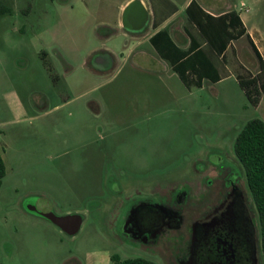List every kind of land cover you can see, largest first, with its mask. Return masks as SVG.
I'll return each mask as SVG.
<instances>
[{"label":"rangeland","instance_id":"rangeland-1","mask_svg":"<svg viewBox=\"0 0 264 264\" xmlns=\"http://www.w3.org/2000/svg\"><path fill=\"white\" fill-rule=\"evenodd\" d=\"M122 1L0 0L10 8L0 15V264H94L106 251L182 264L185 233L139 239L126 218L148 200L177 202L184 192L178 204L189 230L206 206L205 169L218 157L241 169L264 264L258 210L235 152L247 121L264 119V93L253 104L237 78L260 68L248 36L219 82L191 89L177 77L168 85L133 68L131 40L116 28ZM243 1L264 54V0ZM16 94L36 116L17 117ZM66 97L95 99L102 110L53 107ZM46 212L80 214V229L70 233Z\"/></svg>","mask_w":264,"mask_h":264},{"label":"flooded vegetation","instance_id":"flooded-vegetation-1","mask_svg":"<svg viewBox=\"0 0 264 264\" xmlns=\"http://www.w3.org/2000/svg\"><path fill=\"white\" fill-rule=\"evenodd\" d=\"M205 171L206 206L189 230H183L187 210L178 204L188 195L180 192L177 202L148 200L133 209L126 218V232L144 240L168 230L185 233L182 264H261L259 229L240 167L218 157Z\"/></svg>","mask_w":264,"mask_h":264},{"label":"trees","instance_id":"trees-1","mask_svg":"<svg viewBox=\"0 0 264 264\" xmlns=\"http://www.w3.org/2000/svg\"><path fill=\"white\" fill-rule=\"evenodd\" d=\"M198 8V9H195ZM10 8L0 6V15ZM190 19L194 20L204 33L208 42L219 53L226 49L232 39L246 34L259 58L260 68L255 74H239L237 78L244 88L248 98L257 104L264 93V56L257 46L246 25L236 11H230L218 16L206 12L197 1L193 0L188 6ZM152 42L158 51L170 59L183 81L191 86L202 85L204 77L213 81L221 78L219 70L203 48H196L198 42L193 38L190 48H182L173 39L167 29L155 33ZM235 152L244 166L248 187L253 195L260 221L261 249L264 256V119L255 117L247 121L235 141ZM7 173V165L0 152V188ZM112 264H158L145 257L122 258L118 253L112 255Z\"/></svg>","mask_w":264,"mask_h":264},{"label":"crops","instance_id":"crops-1","mask_svg":"<svg viewBox=\"0 0 264 264\" xmlns=\"http://www.w3.org/2000/svg\"><path fill=\"white\" fill-rule=\"evenodd\" d=\"M131 1L132 0H124L120 3L118 7L116 28L118 31H123V34L131 40H129L131 42L130 53L131 55L136 54L139 59V62L133 64V68L135 70L158 74L156 77L168 85H171V81H177V77H179L182 83L191 89L193 87H203L207 81L219 82L226 74L233 72V70L230 68L227 58H229L230 55H236L237 57L239 56L237 41L243 36L237 39H232L226 46V49L219 53L217 49L208 42L198 24L189 17L187 9L193 0H140L148 10V21L143 29H132L129 28L125 23L124 12ZM195 1H197L198 5H200L206 12H209L215 16L230 11H236L247 26L241 11V4L244 2L243 0L240 3L238 0ZM161 29H167L177 44L185 49L190 48L192 40L195 38V40L198 42V46L196 48L205 49V51L215 62L221 78L217 81H213L208 77H204L201 86L195 84L188 86L183 81L178 71L174 69L170 59L164 57L151 40L152 36ZM247 31L251 34L260 49L255 36L249 30L248 26ZM107 50L110 53L115 54V49L113 47H107ZM94 70L99 72V69L97 68H94ZM163 73L165 74L164 76L162 75ZM13 100L14 111L18 118L27 119L33 118L37 115V113H32V111L28 109L18 94L15 95ZM44 102L46 104V100H44ZM81 104H84L89 112H92L96 115H98L102 110L97 100H80L78 97H66L53 107L59 106V108H65L66 110L68 109V114L72 115L74 114V109H72V107L80 106ZM4 152H6V149H4ZM2 154L5 158V153ZM112 255L113 253L108 251L103 252L99 257H97V262L94 264H112ZM75 258L77 260L75 264H82V261L78 257Z\"/></svg>","mask_w":264,"mask_h":264},{"label":"water","instance_id":"water-1","mask_svg":"<svg viewBox=\"0 0 264 264\" xmlns=\"http://www.w3.org/2000/svg\"><path fill=\"white\" fill-rule=\"evenodd\" d=\"M124 20L129 28L141 29L148 21V10L140 0H132L124 12ZM45 215L70 233L77 232L82 223V216L77 213L58 215L54 212H46Z\"/></svg>","mask_w":264,"mask_h":264}]
</instances>
